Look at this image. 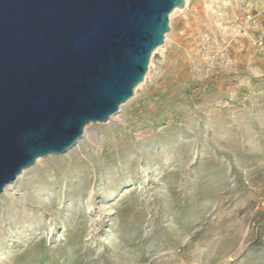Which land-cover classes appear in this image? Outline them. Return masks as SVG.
Segmentation results:
<instances>
[{"label":"rangeland","instance_id":"1","mask_svg":"<svg viewBox=\"0 0 264 264\" xmlns=\"http://www.w3.org/2000/svg\"><path fill=\"white\" fill-rule=\"evenodd\" d=\"M169 27L113 119L0 194V264H264V0Z\"/></svg>","mask_w":264,"mask_h":264},{"label":"water","instance_id":"2","mask_svg":"<svg viewBox=\"0 0 264 264\" xmlns=\"http://www.w3.org/2000/svg\"><path fill=\"white\" fill-rule=\"evenodd\" d=\"M187 0H0V194L110 121Z\"/></svg>","mask_w":264,"mask_h":264},{"label":"bare ground","instance_id":"3","mask_svg":"<svg viewBox=\"0 0 264 264\" xmlns=\"http://www.w3.org/2000/svg\"><path fill=\"white\" fill-rule=\"evenodd\" d=\"M186 2L188 3V0H187ZM176 11H177V10H174L172 13L174 14ZM114 117H115V115L112 116L111 119H113ZM91 124H92V123H91ZM87 126H88V125H87ZM87 135H88V132H87V130H86V131H85V134H84V136H83V138H84L85 136H87ZM83 138H82V139H83ZM80 140H81V139H80ZM80 140H79V141H80ZM79 141H78V142H79ZM92 141H93V140H92ZM41 160H42V158H38L37 161H36V164L39 163ZM27 169H28V168H27ZM27 169H24V170L21 172V174L18 175V176L16 177V179H17V178H22L23 175H24V173L27 171ZM10 187H11V185L8 184V185H6V186L4 187V190L7 191L8 188H10ZM4 190H3V191H4Z\"/></svg>","mask_w":264,"mask_h":264},{"label":"built area","instance_id":"4","mask_svg":"<svg viewBox=\"0 0 264 264\" xmlns=\"http://www.w3.org/2000/svg\"><path fill=\"white\" fill-rule=\"evenodd\" d=\"M247 20L253 21L254 18L251 15H247ZM255 44L260 47H264V31H263V35L255 41Z\"/></svg>","mask_w":264,"mask_h":264}]
</instances>
